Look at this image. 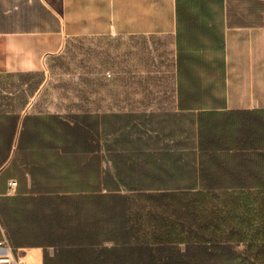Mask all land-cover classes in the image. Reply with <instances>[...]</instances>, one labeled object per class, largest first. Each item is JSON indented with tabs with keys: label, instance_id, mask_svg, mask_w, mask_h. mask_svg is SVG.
Listing matches in <instances>:
<instances>
[{
	"label": "crops",
	"instance_id": "crops-1",
	"mask_svg": "<svg viewBox=\"0 0 264 264\" xmlns=\"http://www.w3.org/2000/svg\"><path fill=\"white\" fill-rule=\"evenodd\" d=\"M105 41L117 63L101 107L45 111L48 63ZM171 182L244 201L235 251L264 264V0H0V242L19 263L60 264L44 233L75 215L64 201L143 200Z\"/></svg>",
	"mask_w": 264,
	"mask_h": 264
},
{
	"label": "trees",
	"instance_id": "trees-1",
	"mask_svg": "<svg viewBox=\"0 0 264 264\" xmlns=\"http://www.w3.org/2000/svg\"><path fill=\"white\" fill-rule=\"evenodd\" d=\"M104 187L118 191L111 183ZM157 189L162 193L143 200L110 195L64 201L75 215H62L61 231L45 232V239L58 242L60 264H245L234 245L246 233L230 223V208L244 201L215 199L214 185L205 182L158 183Z\"/></svg>",
	"mask_w": 264,
	"mask_h": 264
},
{
	"label": "rangeland",
	"instance_id": "rangeland-1",
	"mask_svg": "<svg viewBox=\"0 0 264 264\" xmlns=\"http://www.w3.org/2000/svg\"><path fill=\"white\" fill-rule=\"evenodd\" d=\"M102 44L78 42L48 63L47 83L42 96L45 111L71 114L101 107L91 101L98 99L95 97L100 91L101 75L106 74L102 69L117 63L115 43L105 41ZM107 74L111 77L110 73Z\"/></svg>",
	"mask_w": 264,
	"mask_h": 264
},
{
	"label": "built area",
	"instance_id": "built-area-1",
	"mask_svg": "<svg viewBox=\"0 0 264 264\" xmlns=\"http://www.w3.org/2000/svg\"><path fill=\"white\" fill-rule=\"evenodd\" d=\"M17 182L10 181L8 184V195L13 196L17 190ZM0 264H20L14 257L13 250L7 240L0 242Z\"/></svg>",
	"mask_w": 264,
	"mask_h": 264
}]
</instances>
